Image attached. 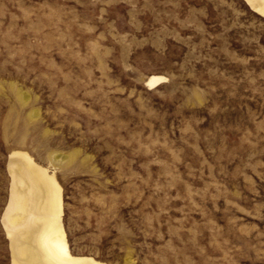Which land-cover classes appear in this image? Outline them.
<instances>
[{
    "label": "rangeland",
    "instance_id": "1",
    "mask_svg": "<svg viewBox=\"0 0 264 264\" xmlns=\"http://www.w3.org/2000/svg\"><path fill=\"white\" fill-rule=\"evenodd\" d=\"M13 149L54 170L73 254L264 264V15L244 0H0V264Z\"/></svg>",
    "mask_w": 264,
    "mask_h": 264
},
{
    "label": "bare ground",
    "instance_id": "2",
    "mask_svg": "<svg viewBox=\"0 0 264 264\" xmlns=\"http://www.w3.org/2000/svg\"><path fill=\"white\" fill-rule=\"evenodd\" d=\"M244 1L264 15V0ZM161 81L162 76L150 75L146 84ZM7 166L11 182L2 223L11 264H107L91 255L72 253L62 219V187L54 170L23 149L9 152Z\"/></svg>",
    "mask_w": 264,
    "mask_h": 264
}]
</instances>
